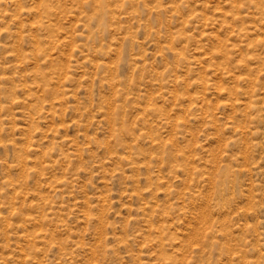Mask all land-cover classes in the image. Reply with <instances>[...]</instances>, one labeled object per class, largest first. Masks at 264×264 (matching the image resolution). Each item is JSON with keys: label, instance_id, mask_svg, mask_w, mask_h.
Masks as SVG:
<instances>
[{"label": "rangeland", "instance_id": "1", "mask_svg": "<svg viewBox=\"0 0 264 264\" xmlns=\"http://www.w3.org/2000/svg\"><path fill=\"white\" fill-rule=\"evenodd\" d=\"M0 264H264V0H0Z\"/></svg>", "mask_w": 264, "mask_h": 264}]
</instances>
